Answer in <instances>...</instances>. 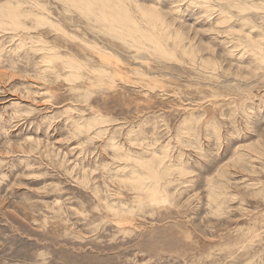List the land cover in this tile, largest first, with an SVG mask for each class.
Masks as SVG:
<instances>
[{
	"label": "rangeland",
	"instance_id": "obj_1",
	"mask_svg": "<svg viewBox=\"0 0 264 264\" xmlns=\"http://www.w3.org/2000/svg\"><path fill=\"white\" fill-rule=\"evenodd\" d=\"M85 2L0 0V264H264V0Z\"/></svg>",
	"mask_w": 264,
	"mask_h": 264
},
{
	"label": "bare ground",
	"instance_id": "obj_2",
	"mask_svg": "<svg viewBox=\"0 0 264 264\" xmlns=\"http://www.w3.org/2000/svg\"><path fill=\"white\" fill-rule=\"evenodd\" d=\"M69 2H71V3H73V4H78V5H80V4H82V2L83 1H87V2H85L84 3V5H82V8L83 9H85V7L86 8H88L90 5H91V1L92 0H68ZM99 1H101V2H103V1H106V0H99ZM125 4V3H124ZM77 5V6H78ZM109 5V4H108ZM108 5H103V6H101L102 7V10L100 11V12H97V14L99 15L98 16V19L100 18V19H102L105 23H107L106 25L107 26H111V28H112V30H113V32H115V31H119L121 34L123 33L124 35H129V36H133V37H136V38H138V39H144V40H148L150 43H152L153 44V46H154V49H156L158 52H160V54L162 53V54H164L165 55V53L167 52H165V46H162V44L157 40V38H155L154 37V35H149V36H146V35H143V34H141V33H143V32H139L140 30H138V28L137 27H139L140 28V26H137L136 25V22L134 21V19L127 13V12H125V14H120L118 11H116L115 9H113L112 7H110V6H108ZM85 6V7H84ZM79 7H81V6H79ZM93 8V7H92ZM92 8H90L89 9V12L91 11L92 12V14H94L93 13V11H92ZM80 9V8H79ZM106 9H108L110 12H108ZM99 11V10H98ZM144 15L145 16H149L152 20H153V23H155V24H157V23H159V18L157 17V16H155V15H152L151 13H149V12H146V13H144ZM89 16V15H88ZM97 20V19H96ZM154 21H156V22H154ZM104 23V24H105ZM153 25V24H152ZM143 30H145V29H143ZM142 30V31H143ZM119 33V34H120ZM153 33V32H152ZM122 34V35H123ZM148 34H151V33H149L148 32ZM120 37V36H119ZM122 37V36H121ZM129 38V37H128ZM147 41V42H148ZM137 43V42H136ZM147 44V43H146ZM145 44V45H146ZM151 45V44H150ZM138 46V45H137ZM168 50V49H167ZM70 61V60H69ZM71 64V63H70ZM97 72V71H96ZM150 166V165H149ZM148 166V167H149ZM159 172V171H158ZM158 174V173H157ZM157 174H154L156 177H157ZM159 175H161V172H160V174ZM138 177V176H137ZM159 177V176H158ZM149 179H150V181H152V178L153 177H148ZM160 178V177H159ZM138 179V178H137ZM157 179V178H156ZM136 180V179H135ZM139 180V179H138ZM148 180V179H147ZM135 182V181H134ZM152 186H154V185H152ZM155 189V188H154ZM155 192H157L156 190H155ZM159 193V192H158ZM155 194V193H154ZM157 194V193H156ZM153 197H154V195H153ZM157 197V196H156ZM159 198H160V196H159ZM163 200V199H162ZM156 202V201H155Z\"/></svg>",
	"mask_w": 264,
	"mask_h": 264
}]
</instances>
